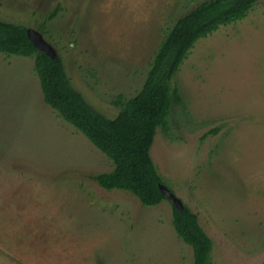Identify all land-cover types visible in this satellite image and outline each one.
Instances as JSON below:
<instances>
[{"label":"rangeland","instance_id":"obj_1","mask_svg":"<svg viewBox=\"0 0 264 264\" xmlns=\"http://www.w3.org/2000/svg\"><path fill=\"white\" fill-rule=\"evenodd\" d=\"M204 1L0 0V18L42 32L73 88L113 119L164 31ZM174 76L182 104L150 151L163 185L197 214L214 264H262L264 0L200 39ZM113 169L43 101L33 60L0 53V264H193L169 198L146 206L89 179Z\"/></svg>","mask_w":264,"mask_h":264},{"label":"trees","instance_id":"obj_2","mask_svg":"<svg viewBox=\"0 0 264 264\" xmlns=\"http://www.w3.org/2000/svg\"><path fill=\"white\" fill-rule=\"evenodd\" d=\"M259 1H204L178 18L164 31L140 91L133 97L120 94L114 100L119 112L113 119L73 88L60 55L51 58L33 45L26 25L0 18V53L32 59L43 101L112 162V172L90 176L91 181L104 190L128 191L142 204L156 206L168 198L159 189L163 182L150 151L157 129L168 128L172 105L182 104L179 89L172 83L174 75L200 39L244 19ZM59 9L45 17L42 25L53 20ZM172 223L177 235L191 247L193 264H214L212 241L196 213L187 205L182 210L173 205Z\"/></svg>","mask_w":264,"mask_h":264},{"label":"water","instance_id":"obj_3","mask_svg":"<svg viewBox=\"0 0 264 264\" xmlns=\"http://www.w3.org/2000/svg\"><path fill=\"white\" fill-rule=\"evenodd\" d=\"M27 36L33 45L42 52H45L49 57L56 58L57 54L55 49L45 41L42 34L34 29H27ZM160 191L165 195V197L169 198L176 209L182 210L184 208V204L180 199H178L167 187L163 184L159 185Z\"/></svg>","mask_w":264,"mask_h":264}]
</instances>
